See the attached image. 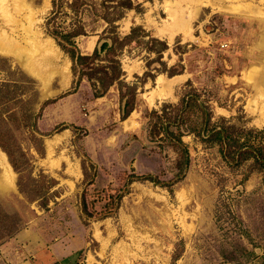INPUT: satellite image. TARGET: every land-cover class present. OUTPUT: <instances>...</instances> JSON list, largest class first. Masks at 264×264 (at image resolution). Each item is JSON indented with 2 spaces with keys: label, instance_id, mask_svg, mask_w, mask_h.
I'll return each instance as SVG.
<instances>
[{
  "label": "rangeland",
  "instance_id": "obj_1",
  "mask_svg": "<svg viewBox=\"0 0 264 264\" xmlns=\"http://www.w3.org/2000/svg\"><path fill=\"white\" fill-rule=\"evenodd\" d=\"M20 5L0 3L1 38L38 36L69 79L44 82L0 51V264H264L259 166L203 141L194 104L170 123L194 94L209 125L264 147V0ZM56 32L85 57L76 75Z\"/></svg>",
  "mask_w": 264,
  "mask_h": 264
},
{
  "label": "trees",
  "instance_id": "obj_2",
  "mask_svg": "<svg viewBox=\"0 0 264 264\" xmlns=\"http://www.w3.org/2000/svg\"><path fill=\"white\" fill-rule=\"evenodd\" d=\"M58 0H54V5H56ZM60 1V0H59ZM54 14H58V11H54ZM137 29L132 30L131 37H134L136 35ZM53 36L56 39L60 40V44L62 47L68 52L74 62V71L75 75L79 71H77V65L79 61H82L85 59L83 57L78 49L77 45L74 41V37L71 35V33H53ZM122 41L115 40L112 46H109L108 43H103L101 46L100 51H104L105 49L109 48L116 50L117 48H120L122 46ZM99 54V51L96 49L94 56H97ZM121 70V69H120ZM79 85V82H77L76 89ZM75 89V90H76ZM192 104L196 105L197 108L202 112L203 118L202 122L204 123L202 127L198 131V136L201 137L203 141L210 142L213 144H217L219 146V151L221 156L225 161H227L231 165L239 166L241 165L245 160L252 158L254 159L255 164H257L260 168V171L263 173V183H264V147L261 145H253L250 138H246L244 141L241 140V137H238L237 135H233V132L229 131V127L226 126H218V125H209L210 121L212 119V116L206 106H204L202 103L199 102V97L192 94L186 95L182 99V107L178 110L176 118L174 117L173 121H170L171 124L178 125L180 122H182L184 114L186 111L192 107ZM129 107L130 102L127 101L124 104L123 111L125 113H129ZM168 136L171 137V142L174 144V146L180 151L183 164L185 165V168L189 165L190 159H189V151L182 140V134H177L174 131L168 130ZM246 136H250V133H247ZM245 136V137H246ZM254 164V165H255ZM182 174V173H181ZM134 177V176H132ZM137 179V178H135ZM153 182H155L153 180ZM156 183H158L156 181Z\"/></svg>",
  "mask_w": 264,
  "mask_h": 264
},
{
  "label": "bare ground",
  "instance_id": "obj_3",
  "mask_svg": "<svg viewBox=\"0 0 264 264\" xmlns=\"http://www.w3.org/2000/svg\"><path fill=\"white\" fill-rule=\"evenodd\" d=\"M21 5L19 7V11H22L25 5V0H19ZM4 2V0H0V3ZM6 10V8H5ZM13 11V10H12ZM30 12V11H29ZM24 13V12H23ZM28 13V12H27ZM33 13V12H32ZM39 13V12H38ZM26 14V13H25ZM28 15V14H27ZM30 15V13H29ZM26 16V15H25ZM33 17V16H32ZM31 18V15H30ZM28 17L26 19L32 20ZM17 19V18H16ZM15 19V20H16ZM37 19V18H36ZM25 20V19H24ZM181 20V19H180ZM179 20V21H180ZM185 20V19H184ZM11 23L15 22L13 19H8ZM33 21V20H32ZM18 23V21H16ZM26 21V23H28ZM183 22V21H182ZM30 23V22H29ZM20 24V23H19ZM31 24V23H30ZM22 25V24H21ZM13 26V25H12ZM24 25H22V29ZM14 27V26H13ZM26 27V26H25ZM21 29V28H20ZM16 31V30H15ZM17 33V31H16ZM163 33V32H162ZM25 35L24 41L12 40L1 38L0 36V51L10 53L12 56L15 54L24 62V66L34 75H36L39 79L46 82L51 76L55 74H60L64 79L68 78L67 76V66H53L52 59L55 57L48 56L45 54L46 49H49L50 44L47 45L44 49H42V43L39 41L38 36H32L23 33ZM23 35V36H24ZM9 36V35H8ZM169 36V35H168ZM167 37V36H166ZM15 38V37H14ZM169 38H172V34H170ZM168 40V39H167ZM171 40V39H170ZM52 43V42H51ZM52 46V45H51ZM45 51V52H44ZM45 54V55H44ZM5 55V54H4ZM57 57V56H56ZM69 79V78H68ZM170 83V82H169ZM173 84V83H172ZM259 92V91H258ZM259 97L257 98V102L260 99L262 101L261 108V116L264 122V89L262 88L259 92ZM252 104V103H251ZM255 104V103H254ZM258 109V108H257ZM254 112V111H253ZM0 165L6 169V172H9L8 164L6 163V157L0 150ZM10 175V174H9ZM9 177V176H8ZM10 178V177H9Z\"/></svg>",
  "mask_w": 264,
  "mask_h": 264
}]
</instances>
